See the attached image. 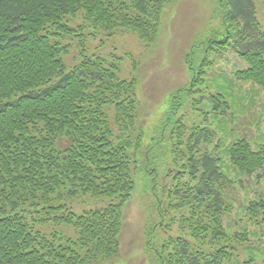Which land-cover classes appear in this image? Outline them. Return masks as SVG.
Returning <instances> with one entry per match:
<instances>
[{"label": "trees", "instance_id": "1", "mask_svg": "<svg viewBox=\"0 0 264 264\" xmlns=\"http://www.w3.org/2000/svg\"><path fill=\"white\" fill-rule=\"evenodd\" d=\"M175 1L0 0V264H114L119 258L124 209L145 155L141 136L136 138L138 81L121 78L120 59L88 56L84 34L90 27L107 36L131 31L153 45L164 11ZM255 13L240 12L244 25L238 22L235 31L237 19L229 16L228 32L210 49L216 55L234 49L248 65L237 80L264 94V32ZM78 18L83 25L74 24ZM68 37L82 38L79 62L70 70ZM192 56L186 58L189 93L211 66L204 59L197 70ZM222 98L214 110L229 108ZM184 136L180 132L179 141ZM206 136L209 143L207 129L191 134V176L178 184L181 204L192 210L183 228L190 240L163 246L161 264H231L241 249L250 251L246 264H253L257 252L248 232L231 234L225 227L231 208L222 191L232 183L231 169L252 175L264 168V144L254 150L240 138L218 154H203L196 146ZM83 197L111 203L78 213ZM246 213L254 221L260 217L264 229V197L250 202ZM63 225L77 239L47 229Z\"/></svg>", "mask_w": 264, "mask_h": 264}, {"label": "rangeland", "instance_id": "2", "mask_svg": "<svg viewBox=\"0 0 264 264\" xmlns=\"http://www.w3.org/2000/svg\"><path fill=\"white\" fill-rule=\"evenodd\" d=\"M252 9L264 32V0H177L165 9L158 40L153 45L131 31L114 36L95 33L91 27L85 31L88 56L120 59L121 78L138 81L136 138L141 136L145 155L138 159L136 187L124 209L122 250L114 264H161L163 246L177 239L190 240L183 228L192 210L181 204L183 191L178 184L186 183L191 176L186 167L191 159L188 141L195 145V139H191L193 132L207 129L212 135L209 143L206 136L204 143L196 146L202 148L203 154H218L219 147L240 138L248 140L254 150L264 144L263 92L255 84L240 82L235 76L237 71L248 68L247 63L234 49L222 55L210 49L214 40L222 39V34L228 32L229 16L237 19L233 31L238 22L242 29L240 12L246 11L250 17L254 14ZM74 24L83 25L82 19L78 18ZM249 33L252 35L251 30ZM81 40L68 37L64 41L70 44V53L64 57L67 70L79 62ZM190 54L197 70L205 63L204 59L211 65L205 69L203 83L194 87V93L185 91L190 89L193 79L186 60ZM222 97L230 103L229 108L223 105L222 109L214 110ZM182 131L185 136L179 141ZM179 142L182 145L178 146ZM224 160L229 164L227 158ZM227 175L232 183H227L222 192L231 211L224 217L225 227L231 234L247 231L253 244L250 247L257 252L253 264H264L261 218L254 221L246 213L250 202L264 197V168L252 175H239L231 169ZM177 191H181L180 195ZM78 201L81 202L78 213L104 207L109 202L91 197ZM47 229L77 239V232L71 227ZM249 253L243 249L235 251L231 264H246Z\"/></svg>", "mask_w": 264, "mask_h": 264}]
</instances>
